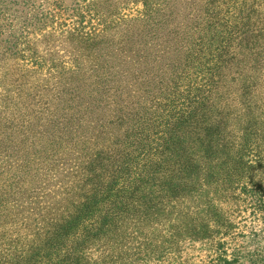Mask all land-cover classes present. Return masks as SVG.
<instances>
[{
	"label": "trees",
	"instance_id": "obj_1",
	"mask_svg": "<svg viewBox=\"0 0 264 264\" xmlns=\"http://www.w3.org/2000/svg\"><path fill=\"white\" fill-rule=\"evenodd\" d=\"M201 11L158 99L93 145L36 240L0 207V264H178L189 244L264 264V0Z\"/></svg>",
	"mask_w": 264,
	"mask_h": 264
},
{
	"label": "rangeland",
	"instance_id": "obj_2",
	"mask_svg": "<svg viewBox=\"0 0 264 264\" xmlns=\"http://www.w3.org/2000/svg\"><path fill=\"white\" fill-rule=\"evenodd\" d=\"M204 1L0 0L5 221L36 240L37 229L59 215L93 145L105 147L127 129L117 130L119 117L158 99ZM199 248L189 244L178 264H205Z\"/></svg>",
	"mask_w": 264,
	"mask_h": 264
}]
</instances>
